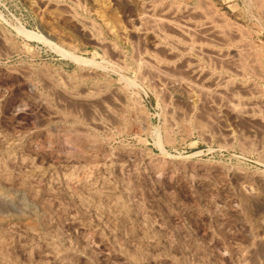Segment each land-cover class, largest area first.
I'll return each instance as SVG.
<instances>
[{"label":"rangeland","instance_id":"374dc122","mask_svg":"<svg viewBox=\"0 0 264 264\" xmlns=\"http://www.w3.org/2000/svg\"><path fill=\"white\" fill-rule=\"evenodd\" d=\"M186 1L0 0V264H264V0Z\"/></svg>","mask_w":264,"mask_h":264},{"label":"bare ground","instance_id":"6f19581e","mask_svg":"<svg viewBox=\"0 0 264 264\" xmlns=\"http://www.w3.org/2000/svg\"><path fill=\"white\" fill-rule=\"evenodd\" d=\"M96 1H97V0H96ZM99 1H100V0H99ZM154 1H155V0H154ZM185 1H186V0H185ZM186 2H187V1H186ZM178 3H179V2H178ZM203 3H204V2H203ZM203 3H202V4H203ZM179 5H180V4H179ZM206 5H208V4H206ZM263 5H264V4H263ZM138 6H139V5H138ZM150 6H151V5H150ZM167 7H168V6H167ZM169 7H170V6H169ZM200 7H201V6H200ZM162 8H163V7H162ZM162 8H161V10H162ZM215 8H216V7H215ZM261 8H262V7H261ZM167 9H169V8H167ZM180 9H181V8H180ZM184 9H185V8H184ZM191 9H192V8H191ZM202 9H203V8H202ZM175 10H176V9H175ZM196 10H197V9H196ZM206 10H208V9H206ZM209 10H210V9H209ZM194 11H195V10H194ZM194 11H193V12H194ZM200 11L202 12V10H200ZM204 11H205V10H204ZM163 12H166V10H164ZM169 12H170V9H169ZM172 12H173V11H172ZM179 12H180V10H179ZM185 12H186V11H185ZM191 12H192V11H191ZM208 12H209V14H210V11H208ZM211 12H212V11H211ZM154 13H155V12H154ZM195 13H196V12H195ZM202 13H203V12H202ZM202 13H201V15L203 16ZM169 14H170V13H169ZM180 14H181V13H180ZM186 14H187V13H186ZM214 14H215V13H214ZM189 15H190V14H189ZM195 15H196V14H195ZM221 15H222V14H221ZM150 16L152 17V18H149V19L152 21V22H151V24H152V27H151V28H152V30H154L156 33L159 31V29H160L161 26H171V27H172V26H174V27L176 26V27H177L176 31H177L178 29H180L182 33H183V32H184V33H185V32H188V31L190 30V26H188L187 24L184 25V26H180L179 24L175 23L176 21L173 22V21H174L173 19H172L173 21H171V18H170V20H168V19L166 18V16L163 15V14H162L160 17H159V15H158V16H157L158 18H155L156 16H154V15H152V14H151ZM153 16H154V17H153ZM183 16H184V14H183ZM196 16H197V15H196ZM199 16H200V15H199ZM167 17L169 18V15H168ZM197 17H198V16H197ZM207 17H208V16H207ZM207 17H206V18H207ZM172 18H175V17H172ZM176 18H177V17H176ZM195 18H196V17H195ZM195 18H194V19H195ZM204 18H205V14H204L203 19H204ZM185 19H186V18H185ZM187 19H188V18H187ZM198 19H199V18H198ZM198 19H197V20H198ZM200 19H201V18H200ZM207 19H212V18H207ZM150 20L148 21L149 23H150ZM179 20H180V19H179ZM189 20H190V19H189ZM201 20H202V19H201ZM220 20H222V19H220ZM146 21H147V19H146ZM207 21H208V20H207ZM207 21H206L205 23H208V22H209V21H208V22H207ZM211 21H212V20H211ZM215 21H217V20L214 19V22L212 21L211 23H213V25H214V24H215ZM218 21H219V19H218ZM180 22H181V21H180ZM187 22H188V21H187ZM189 22H190V21H189ZM189 22H188V23H189ZM219 22H220V21H219ZM183 23H184V22H183ZM200 23H201V22H200ZM205 23H201V24H202L201 27H202V26L204 27V24H205ZM216 23H217V22H216ZM229 23H230V22H229ZM229 23H228V25H229ZM144 24H145V23H144ZM147 24H148V23H147ZM151 24H149V25L151 26ZM208 24H210V23H208ZM217 24H218V23H217ZM217 24H216V25H217ZM193 25H194V24H193ZM206 25H207V24H206ZM213 25H211V24L208 25V26H207V31H208V32H212L213 34H214V33H215V34H216V33L220 34V33H221V32L219 33L220 30H217L216 27H215L216 25H215V26H213ZM145 26H146V25H145ZM225 26H226V24H225ZM233 26H234V24H233ZM238 26H239V25H238ZM134 27H135V26H134ZM191 27H192V26H191ZM201 27H200V29H201ZM222 27H224V25H223ZM226 27H228V26H226ZM229 27H230V26H229ZM229 27H228V28H229ZM148 28H149V26H148ZM151 28H150V29H151ZM194 28H195V27H194ZM196 28H197V27H196ZM196 28H195V29H196ZM204 28H205V27H204ZM217 28H218V26H217ZM258 28H259V26H258ZM192 29H193V28H192ZM198 29H199V28H198ZM202 29H203V28H202ZM202 29H201V30H202ZM218 29H219V28H218ZM220 29H221V28H220ZM224 29H225V28H224ZM235 29H236V28H235ZM240 29H241V28H240ZM162 30H163V29H162ZM205 30H206V29H205ZM205 30H203V31H205ZM221 30H222V29H221ZM226 30H227V29H226ZM229 30H231V29H229ZM229 30H228V31H229ZM259 30H260V29H259ZM160 31H161V30H160ZM160 31H159V32H160ZM166 31H167V30H166ZM168 31L170 32V30H168ZM192 31H193V30H192ZM222 31H223V30H222ZM224 31H225V30H224ZM231 31H232V30H231ZM235 31H236V30H234V32H235ZM238 31H239V28H238ZM163 32H164V30H163ZM172 32H173V31H172ZM178 32H179V30H178ZM178 32H177V33H178ZM190 32H191V31H190ZM226 32H227V31H226ZM246 32H247V31H246ZM246 32H245V33H246ZM161 33H162V32H161ZM161 33H160V34H161ZM191 33H193V32H191ZM198 33H199V32H198ZM212 33H210V34L213 35ZM236 33H237V32H236ZM240 33H241V30H240L239 34H240ZM243 33H244V32H243ZM157 34H158V33H157ZM165 34H166V32H165ZM165 34H164V35H165ZM187 34H189V33H187ZM201 34H202V33H201ZM210 34H207V35L210 36ZM228 34H229V33H228ZM161 35L164 36L163 33H162ZM179 35H180V34H179ZM190 35L192 36V34H190ZM223 35H224V34H223ZM229 35H230V34H229ZM229 35H228V36H229ZM232 35H233V34H232ZM232 35H231V36H232ZM246 35H248V34H246ZM165 36H166V35H165ZM180 36H183V35H180ZM213 36H214V35H213ZM217 36H218V35H216L215 38H217ZM221 36H222V34H221ZM221 36H218V38L221 37ZM228 36H226V38H227ZM159 37H160V36H159ZM188 37H189V36H188ZM211 37H212V36H211ZM233 37L235 38L234 35H233ZM237 37H239V36H237ZM164 38H165V37H164ZM172 38H173V37H172ZM184 38H185V37H184ZM191 38H192V37H191ZM199 38H200V37H199ZM207 38H208V37H207ZM221 38H222V37H221ZM223 38H225V37L223 36ZM137 39H138V38H137ZM195 39H196V38H195ZM202 39H203V38H202ZM161 40H162V39H161ZM197 40H198V38H197ZM208 40H209V39H208ZM210 40H211V39H210ZM217 40H219V39H217ZM223 40H225V39H223ZM223 40H221L222 43H224ZM231 40H232V39H231ZM234 40H235V39H234ZM236 40H237V39H236ZM246 40H247V39H246ZM164 41H165V40H164ZM221 41H220V42H221ZM232 41H233V40H232ZM206 42H207V41H206ZM217 42H218V41H217ZM244 42H245V41H244ZM246 42H247V41H246ZM209 43H210V42H209ZM225 43H226V44H225L224 46H226V45H227L228 43H230V42H228V41L226 40ZM230 44H231V43H230ZM235 44H236V43H235ZM241 44H242V43H241ZM247 44H248V43H247ZM247 44H246V45H247ZM255 44H256V43H255ZM188 45H189V44H188ZM217 45H218V44H217ZM246 45H245V47H243V49L241 48V50H239L238 47H237L238 50H237L236 48H234V47H233V48L236 49V50L232 49V51H233V53H232V58L235 59V62H236V60H237V61L239 62L240 68H243V69H244L246 66L249 67V65H255V64L259 63L260 60L264 58V57L262 56V55H264V54H262V52H261L260 54L257 53V49H255L256 47H255V48L253 47L254 45H253V46H250V45H247V46H246ZM176 46H177V45H176ZM231 46H232V45H231ZM242 46H243V45H242ZM259 46H261V45H259ZM199 47H200V46H199ZM262 47H263V46H261V47H259V48H262ZM134 48H135V47H134ZM230 48H231V47H230ZM257 48H258V46H257ZM259 48H258V49H259ZM187 49H188V48H187ZM195 49H196V48H195ZM215 49H218V48H216V46H215ZM139 50H140V49H139ZM159 50H160V49H159ZM203 50H204V49H203ZM209 50H210V49H209ZM218 50H219V49H218ZM230 50H231V49H230ZM135 51H136V50H135ZM187 51H188V50H187ZM195 51H196V50H195ZM200 51H201V50H200ZM207 51H208V50H207ZM211 51H213V50L211 49ZM216 51H217V50H216ZM222 51H224V50H222ZM225 51H226V50H225ZM217 52L219 53V51H217ZM258 52H259V50H258ZM218 53H217V54H218ZM221 53H222V52H221ZM224 53H225V52H224ZM227 53H228V52H226V54H227ZM229 53H230V51H229ZM210 54H211V53H210ZM217 54H216V55H217ZM230 54H231V53H230ZM182 55H183V54H182ZM206 55H207V54H206ZM212 55L214 56V53H213ZM222 55H223V56H222ZM228 55H229V54H228ZM164 56H165V55H164ZM177 56H178V55H177ZM204 56H205V55H204ZM218 56H219V55H218ZM224 56H225V54H221L219 57H220V58H221V57L223 58ZM227 57H229V56L226 55V57H224V58L227 59ZM261 57H262V58H261ZM136 58H137V57H136ZM222 58H221V59H222ZM145 59H147V58H145ZM225 59H223V60H225ZM217 60H218V59H217ZM223 60H222V62H225V61H223ZM141 61H142V60H141ZM191 61H192V60H191ZM194 61H196V60H194ZM227 61H229V60L227 59ZM227 61H226V62H227ZM197 62H199V61H197ZM208 62H210V61H208ZM212 62H213V61H212ZM232 62H233V61H232ZM227 63H228V62H227ZM233 63H234V62H233ZM151 64H152V63H151ZM153 64H155V63H153ZM225 64H226V63H225ZM225 64H224V65H225ZM235 64H236V63H235ZM157 65H158V64H157ZM228 65H230V61H229V64H228ZM232 65L234 66V64H232ZM259 65H260V64H259ZM263 66H264V65H263ZM139 67H140V66H139ZM145 67H146V66H145ZM219 67H220V66H219ZM219 67H217V68H219ZM237 67H239V66H237ZM252 67H253V66H251V68H252ZM258 67H259V66H258ZM258 67H256V68H258ZM150 68H151V67H150ZM163 68H164V67H163ZM183 68H184V67H183ZM228 68H229V66H228ZM249 68H250V67H249ZM249 68H246V69H249ZM259 68H260V67H259ZM160 69H162V68H160ZM166 69H167V68H166ZM184 69H185V68H184ZM237 69L239 70V68H237ZM237 69H236V70H237ZM157 70H158V69H157ZM185 70H186V69H185ZM244 70H245V69H244ZM250 70H251V69H250ZM250 70H249V71H250ZM253 70L257 71V70L254 69V68H253ZM155 71H156V70H155ZM255 71H254V72H255ZM146 72H147V71H146ZM158 72H159V73L161 72L160 74H162V70H161V71H158ZM164 72H165V71H164ZM178 72H179V71H177V73H178ZM192 72H193V71H192ZM241 72L244 73L243 71H241ZM85 73H86V72H85ZM154 73H155V72H154ZM156 73H157V72H156ZM172 73H173V72H172ZM197 73H198V72H197ZM211 73H212V72H211ZM234 73H235V69H234ZM238 73H239V72H238ZM245 73H246V72H245ZM262 73H263V72H262ZM90 74H91V73H90ZM90 74H89V77H90ZM144 74H145V73H144ZM163 74H164V73H163ZM187 74H188V73H186V76H187ZM209 74H210V73H209ZM254 74H255V73H254ZM169 75H170V74H169ZM169 75H168V77H170ZM252 75H253V74H252ZM164 76H165V74H164ZM202 76H203V75H202ZM209 76H210V75H209ZM257 76H258V75H257ZM85 77H86V76H85ZM125 77H126V76H125ZM159 77H160V75H159ZM177 77L179 78V76H176V77L174 76V77H170V78H167V79H165V80L163 79V80L166 82V84L171 85L172 88H175V90H177V88L179 87V85H178L177 83H178V80L180 79V78L178 79ZM175 78H177L178 80H176ZM187 78H188V77H187ZM192 78H193V77H192ZM205 78L207 79V77H205ZM89 79H90V78H89ZM161 79H162V78H161ZM182 79H183V78H182ZM184 79H185V78H184ZM211 79H212V78H211ZM211 79H210V80H211ZM226 79H227V77H226ZM194 80H195V79H194ZM197 80H198V79H197ZM212 80H213V79H212ZM215 80H217V79H215ZM215 80H214V82H215ZM227 80H228V79H227ZM227 80H225V81H227ZM84 81H85V80H84ZM151 81H152V80H151ZM176 81H177V83H176ZM182 81L184 82V80H182ZM222 81H223V80H222ZM219 82H220V81H219ZM219 82H218V83H219ZM108 83H109V82H108ZM152 83H153V82H152ZM196 83H197V82H196ZM200 83H201V82H200ZM210 83H211V82H210ZM210 83H209V84H210ZM215 83H216V82H215ZM215 83H214V84H215ZM231 83H232V82H231ZM153 84H154V83H153ZM161 84H162V83H161ZM176 84H177V85H176ZM214 84H213V85H214ZM236 84H237V83H236ZM213 85H212V86H213ZM253 85H254V84H253ZM125 86H126V85H125ZM171 86H170V87H171ZM176 86H178V87L176 88ZM196 86H198V85H196ZM209 86H210V85H209ZM215 86H216V87H215ZM223 86L226 87V86H227V82H224V83H222V84H217V85L215 84V85L213 86V88H214L213 90L216 91V92L218 93L219 90H220ZM232 86H233V85H232ZM129 87H130V86H129ZM225 87H224V88H225ZM229 87H231V86L229 85ZM229 87H228V90H229ZM252 87H253V86H252ZM252 87H251V88H252ZM256 87H257V86H256ZM99 88H100V87H99ZM103 88H104V87H103ZM205 88H206V87H205ZM215 88H216V89H215ZM233 88H234V87H233ZM210 89L212 90V88H210ZM85 90H86V89H85ZM172 90H173V89H172ZM172 90H171V91H172ZM178 90H180V89H178ZM183 90H184V89H183ZM195 90H196V89H195ZM201 90H202V89H201ZM211 90H208V91H211ZM213 90L211 91V93H212V92L214 93ZM245 90H247V89L245 88ZM83 91H84V90H83ZM87 91H88V90H87ZM103 91H104V90H103ZM225 91H226V90H225ZM236 91H238V90H236ZM250 91H251V90H250ZM260 91H261V90H260ZM204 92H205V91H204ZM231 92H232V91H231ZM257 92H258V91H257ZM84 93H85V92H84ZM217 93H215V95H216ZM220 93H223L222 90L220 91ZM220 93H218V94H220ZM226 93H227V91H226ZM226 93H225V94H226ZM67 94H68V93H67ZM111 94H112V93H111ZM116 94H117V93H116ZM203 94H204V93H203ZM230 94H231V93H230ZM233 94H234V93H233ZM236 94H237V93H236ZM241 94H242V93H241ZM256 94H257V93H256ZM208 95H209V94H208ZM231 95H232V94H231ZM251 95H252V94H251ZM80 96H81V95H80ZM92 96H93V95H92ZM217 96H218V95H217ZM242 96H243V95H242ZM247 96H248V95H247ZM67 97H68V96H67ZM78 97H79V96H78ZM220 97H221V96H219V98H220ZM234 97H235V96H234ZM237 97H238V96H237ZM88 98H89V97H88ZM98 98H99V96H98ZM165 98H166V97H165ZM217 98H218V97H217ZM77 99H78V98H77ZM77 99H76V100H77ZM220 99H221V98H220ZM230 99H231V98H230ZM260 99H261V98H260ZM69 100H70V99H69ZM71 100H73V99H71ZM243 100H244V99H243ZM228 101H229V100H228ZM91 102H92V101H91ZM216 102H217V101H216ZM231 102H232V101H231ZM241 102H242V101H241ZM244 102H245V101H244ZM226 103H227V102H226ZM232 103H233V102H232ZM88 104H89V103H88ZM134 104H135V103H134ZM218 104H219V103H218ZM255 104H256V103H255ZM258 104H259V103H258ZM261 104H262V103H261ZM263 104H264V103H263ZM104 105H105V104H104ZM227 105H228L229 107H233L232 105L230 106L229 102L227 103ZM222 106H223V105H222ZM241 106H242V105H241ZM105 107H106V105H105ZM239 107H240V106H239ZM249 107H250V106H249ZM259 107H260V106H259ZM227 108H228V107H227ZM227 108H226V109H227ZM233 108H234V107H233ZM243 108H244V107H243ZM246 108H247V107H246ZM255 108H256V107H255ZM90 109H91V108H90ZM228 109H229V108H228ZM231 109H232V108H231ZM236 109H237V108H236ZM236 109H235V110H236ZM253 109H254V108H253ZM258 109H259V108H258ZM232 110H233V109H232ZM111 112H112V111H111ZM251 113H252V112H251ZM259 113H260V112H259ZM255 116H256V115H255ZM93 117H94V116H93ZM94 118H95V117H94ZM258 120H259V119H258ZM94 121H95V120H94ZM175 121H176V120H175ZM203 124H204V123H203ZM98 125H99V124H98ZM170 130H171V129H170ZM167 131H168V130H167ZM168 132H169V131H168ZM169 135H170V134H169ZM169 137H170V136H169ZM169 137H168V138H169ZM253 261H254V260H253ZM244 263H245V262H244Z\"/></svg>","mask_w":264,"mask_h":264}]
</instances>
